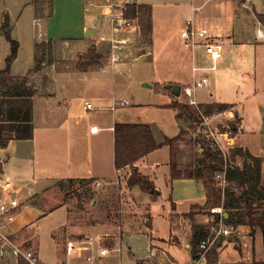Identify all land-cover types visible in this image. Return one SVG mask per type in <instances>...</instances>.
Returning a JSON list of instances; mask_svg holds the SVG:
<instances>
[{"label": "rangeland", "instance_id": "1", "mask_svg": "<svg viewBox=\"0 0 264 264\" xmlns=\"http://www.w3.org/2000/svg\"><path fill=\"white\" fill-rule=\"evenodd\" d=\"M189 5L188 0L168 3L169 9L174 10V15L178 19L181 16L188 18L186 13L181 15L179 9H188ZM161 10L163 12V8ZM76 14L77 7L72 8L69 5L59 14L57 22L63 26L68 24L72 29L76 21ZM162 16L163 13H158L156 19L158 25L163 22ZM14 20L15 18L12 19L13 23ZM174 23L169 27L170 38L166 44L156 38L151 47H148L141 36L139 42L134 44L132 48L127 49V55L117 65L109 67L105 72L102 71L101 67L106 64V56L103 54L100 59V57L96 56V52L93 51L90 56H88V53L85 56L75 54L73 58L62 61L60 66L66 69L90 68L97 70L100 68L99 73L96 75L97 79L88 82L93 92L101 94L113 93L116 98L124 99L128 102L127 105L118 107L114 113L123 119L153 122L157 126L167 128L170 134H175L177 132L175 127L177 128L178 125L174 118V109L170 106L172 96L179 102H185L186 97L183 94L180 97L174 96L170 88L164 90L162 85L159 84H163L168 76L175 75L178 78V84L185 85L191 82L192 73L190 70L191 63L189 62L190 51L182 42L179 24ZM31 28L32 26L28 28L29 31L22 30L20 36H22L23 32H26L31 37ZM26 34H23V38L27 36ZM11 36L12 38L15 36L14 31ZM256 41L259 44L255 46ZM256 41L255 39L250 40L249 46L244 51H240V53H245V59L237 55L239 52L233 55L234 61L229 67L230 73L228 74L224 73L223 67V58L227 54V48L222 42L224 47L223 58L219 62L218 70L209 74L210 82L205 87L197 89L196 98L199 102L211 99L216 102L232 104L228 110L233 112L234 117L231 116L228 123L238 127L235 132L237 147L244 140L245 130L248 133L257 132L256 136H258L259 141H256L255 145L257 149L259 147L258 150H263L264 42L259 39ZM102 42L100 48L102 52H105L106 42ZM7 45L9 47V40ZM148 50L151 53L144 56ZM130 52L131 54L128 56ZM253 53L258 57L257 64L253 58ZM27 54V46L23 45L20 50L19 60L15 64L16 71L24 72L27 70ZM175 55L183 58L180 66L172 63L173 58L176 57ZM186 56L188 61L185 58ZM167 58H169L168 62H165ZM250 63L253 66L256 64L254 71L253 67L250 69L251 75L248 74V69L246 72H244L245 69L243 71L239 69V66L249 67ZM79 83L74 84L72 87L73 91L84 90L83 87L86 86V83ZM211 90L213 95H211ZM81 94L90 98L83 91ZM42 110L44 111V109ZM236 110L243 117V123L237 116ZM88 117L90 124L94 123L97 126H99L101 120L103 121L104 117L105 119L108 118L107 115L104 117L99 115L97 110L89 111ZM217 120H221V118H217ZM181 124L182 127H188L186 134L183 131L180 133V138L184 136L187 141V145L185 144L183 148L189 153L193 148L195 156L199 154L198 157L202 160L204 156L200 154L196 145L198 137L195 135V130L198 128V122L191 123L186 119ZM157 134L160 139V133ZM166 145L170 147L169 144ZM173 145L175 150V142ZM50 150L52 152L58 151L56 141L52 144ZM157 153L160 160L168 157V150L162 149ZM7 157L9 158L8 161H6ZM58 159V157L55 160L51 158L47 162L44 156H40L41 168H43V171H49L50 174L51 172H56L51 175L64 174L65 165L63 163H54ZM16 163L17 160L12 148L0 151V177L11 175L13 179H20L29 183L32 175L29 174V171L20 173ZM242 163V157L239 156L233 161L234 165H242ZM54 167L55 170L53 169ZM163 167L165 168L164 171H167L165 164ZM128 172L129 170H122L119 176L114 179H105L98 182L83 178L73 182L64 181L63 185H61L60 181H55L48 188L41 189L38 187L34 195H31L27 188L23 189V198L29 196L28 206L30 205V207L27 214L21 216L18 224L10 228L11 237L21 242L24 247L33 249L42 264H77L76 254L68 256L66 247L70 241L80 242L83 240L85 242H83L84 244L81 243V245L88 247L81 250L80 254H82L83 262L89 256L97 260L98 249L101 245H105L113 248L118 247L121 251L112 252L107 257L99 260L100 262L137 264V261L142 260L143 264H171L172 262L175 264H198L196 259L192 258L193 254L198 253V244H194L193 237L189 234V225L196 222L193 220V215L197 211L191 210L184 213V219L180 223L178 221L180 215L170 218V215H168L170 202L167 199L169 190L166 188L163 172H159L154 183L156 189L159 190L157 192L159 194H146L147 200L136 198L130 191L127 186ZM37 174H40V172H37ZM205 176L212 197L206 207L198 209L203 216H200V221L193 225H206L207 229H209L208 234H210L215 225L217 215L212 211V208L221 207L224 197L213 172ZM147 205H150L149 211L152 217L150 229L145 225L148 214L145 210ZM170 221L172 228L170 227ZM175 221H178V224ZM78 227L86 229L85 231H78ZM177 227L179 231H181L180 228L182 229L180 235L178 232H174ZM152 233L154 237H151ZM98 238L101 239L100 244L91 245L90 242H87L89 239L96 241ZM225 238L221 236L216 239L214 246L207 254V264L252 263V260L243 261L241 259L239 253L242 251V244L237 239L234 241V257L225 256L222 250L217 249L216 245L222 243ZM151 241L157 244L154 249L155 254L152 256L149 255L152 248ZM186 242L191 243V250L186 247Z\"/></svg>", "mask_w": 264, "mask_h": 264}, {"label": "crops", "instance_id": "2", "mask_svg": "<svg viewBox=\"0 0 264 264\" xmlns=\"http://www.w3.org/2000/svg\"><path fill=\"white\" fill-rule=\"evenodd\" d=\"M127 1L128 0L0 1V69L4 66L5 59L11 50V45H9V47L7 45L8 39L5 37L3 29L5 20L9 23L10 31H12V33L13 31L15 32L13 38L19 42L18 57L11 67L12 74L14 75H26L27 71L29 72L35 67L37 56L41 57L44 55L45 58L48 59V53L43 49L37 50V44L47 43L49 41L53 44L51 58L54 62L52 64L44 62L43 68L32 73L30 76L31 81L36 88V93L32 97L34 125L33 137L30 139H14L10 141L6 148L0 149V151H2L12 148V152L17 160L16 165L18 166L20 173L23 171H29V174L32 175L29 183L24 182V180L13 179L11 175L0 177H11L22 189L23 193V189L27 188L28 192L31 195H34L37 192L38 187L45 189L50 187L55 181L69 178H94L98 182L105 179H114L119 176V173L122 170H129V177L132 167L128 166L122 170H117L115 168L114 126L118 122L149 124L153 130L156 141L161 144L165 142L167 137H174L179 135L182 131L186 134L188 127L181 126V122L186 119L184 117H177V113L179 112L178 109L173 108L174 118L178 125V129L175 127L177 131L175 134H170L167 128L157 126L150 121L123 119L114 112L118 107L127 105L128 102L124 99L116 98L113 93L101 94L96 93L95 91L93 92L90 83H88L93 79H97L96 75L99 73L100 68L97 70H92L90 68L66 69L65 67L62 68V66H60L62 65V61L73 58L75 54L85 56V54L88 53V56H90L92 50L93 52H96L97 57H100V59L103 54L107 57L108 43H105V52H102L100 44L103 42L100 37L110 35L112 32L110 29L108 14L113 10V6L122 5ZM132 1L138 5H148L151 8L152 33L150 36V43L146 44L148 47H151L156 38H159L160 41L166 44L170 38L169 27L174 21V24H179L181 29L185 18L184 16H181L178 19L177 16L174 15V10L169 9L168 3L184 2L185 0ZM188 2L190 3L188 9L183 10L180 8V14L182 15L183 13H186L188 15V18L186 19H192L196 23H201L209 27L211 33L217 35L224 43L225 48H227V54L223 58L225 74L230 73L229 67L234 61V54L239 52L237 55L240 58L245 59V53H240V51H244L249 46L250 40L255 39L256 41L259 39L264 42V26L256 15L257 13L264 14V0H188ZM69 5H71L72 8L77 7L76 21L72 29L68 24L63 26L57 22L59 14ZM162 8L163 12L161 10ZM160 12L163 13V16L161 17L163 22L161 25H158L156 19ZM14 18L15 20L13 23L12 19ZM31 26V37H29L26 32H23L22 36H20L22 30L29 31L28 28ZM87 32L90 33L88 34ZM23 34H26L27 36L23 38ZM140 37L141 34L136 33V43L140 41ZM257 44L259 43L256 41L255 46ZM23 45L27 46L28 51L27 70L24 72H18L15 69V64L19 60L20 50ZM150 53V50H148L145 52L144 56H147ZM130 54L131 52L128 56ZM253 55L255 63L257 64L256 61H258V57L254 53ZM185 58L187 59V56ZM135 59L137 58L135 57ZM168 59L169 58H167L165 62H168ZM182 60L183 58L177 55L173 58L172 63L176 66H180ZM189 62L191 63L190 58ZM256 64L253 66V64L250 63L247 68L239 66V69H242V71L245 69L244 72L248 69V74L251 75L250 69L253 67L254 71ZM177 80L178 78L175 75H171L166 78L163 84L159 85L165 87L167 83L178 84L179 82ZM84 82L86 83V86L83 87L84 90L73 91L72 87L75 83L83 84ZM82 91L90 98L82 96ZM210 92L211 95H213L212 90ZM172 95L174 94L172 93ZM84 99H90L93 102L95 108L92 110H97L99 115L103 117L107 115L108 117L107 119L104 117L103 121L101 120L97 132L91 131V126L94 123L90 124V119L88 117L89 111L83 109L82 104ZM121 100L125 101L124 105L117 104L115 109L111 108L116 101ZM174 100L175 99L172 96V101ZM214 102L216 101H212L211 99L200 101V103ZM42 109H44V111ZM236 111L237 116L243 123V117L238 110ZM173 128L174 127L172 126V129ZM157 133H160V139L158 138L159 136ZM256 133L257 132L248 133L244 130V140L238 148L243 149V151H249L255 157L263 158L262 178L264 181V149L258 150L259 147L258 149L256 148L255 143L256 141H259ZM195 135L198 137V141L196 142L198 151L204 156L202 160L198 157L199 154L198 156H195L193 148L190 153L183 148L187 143L184 136L175 141V157L178 169L182 172L187 170L193 173L195 170H202L204 167L203 164L206 155L203 152L205 151V146H202L201 142L204 141L199 135L198 128L195 130ZM55 141L58 145V151L52 152L50 148ZM193 144L195 145V143ZM162 149L168 150V157L164 160H160L157 153ZM40 156H44L47 162L51 158H54L55 160L58 157V161L54 163H63L65 165V173L61 175H51L56 172L50 171V174L49 171H43V168H41ZM238 156H236V158ZM8 160L9 158L7 157L6 161ZM170 161L171 148L168 145L163 144L161 148L151 152L135 163L134 166L154 183L159 172H163L166 188L169 190L167 199L170 202V211L168 213L170 218H172V216L180 215L178 218L180 223L184 219V213L195 210L197 212L194 213L193 220L199 222L200 216L203 215L199 213L200 211H198V209H200V207H206V205L210 203L212 197L206 176L200 175L172 179L170 176ZM164 164L165 167H167V171H164ZM53 169L55 170V167ZM37 172H40V174H37ZM193 174H195V172ZM130 191L136 198L147 200L146 194L149 193L142 192L137 187L130 189ZM151 202L152 200L150 201V204ZM29 207L30 205L19 213L17 220L9 227L8 232L11 227L18 224L22 215L27 214ZM149 207L150 205H147L145 209L148 213L146 217L147 222L145 224L148 229H150L152 220ZM226 217H228V214ZM170 218L168 217L169 220ZM178 221H175V223L178 224ZM193 224L189 225L190 235H193ZM204 226L206 227V225ZM170 227L172 228L171 221ZM85 229L86 228H77L78 231H85ZM180 230L182 231L181 228ZM237 230L238 236L233 235L226 237L222 243L216 245L217 249L222 250V252L225 253V256L230 258L234 257V241L237 239L238 241H241L242 244V251L239 254L243 261L262 260L264 256L262 233L257 231L252 237L249 233L250 228L246 225L237 226ZM181 231H179L178 227L174 230V232H178L179 235ZM151 235V237H154L153 233ZM250 238L252 239L250 240ZM156 245L157 244L153 241L152 248H155ZM186 247L191 250V243L186 242ZM196 256L197 254H193L192 258L195 260ZM76 261L77 264L84 263L83 258L78 257ZM0 264H18V260L15 256L9 253L7 257L0 259Z\"/></svg>", "mask_w": 264, "mask_h": 264}, {"label": "trees", "instance_id": "3", "mask_svg": "<svg viewBox=\"0 0 264 264\" xmlns=\"http://www.w3.org/2000/svg\"><path fill=\"white\" fill-rule=\"evenodd\" d=\"M257 18L264 26V14L257 13ZM125 16L129 18H137L140 25V34L144 42L150 43L152 33V16L151 8L144 4H129ZM5 37L9 40L11 50L5 59L4 66L0 69V148H6L10 141L14 139H30L33 137V109L32 97L36 93L35 85L32 83L30 76L32 73L43 68V63L52 64L51 58L53 44L51 41L47 43L37 44V50L45 49L48 53V59L44 55L37 56L36 64L26 75L12 74L11 67L16 60L19 51V42L12 38L9 23L5 20L3 25ZM93 51V50H92ZM46 53V54H47ZM45 54V53H43ZM97 56V55H96ZM164 90H168L162 86ZM170 106L178 109L177 117H184L189 122H199L198 113L195 107L186 103L174 100ZM232 104L224 102L200 103L199 108L206 115H214L229 109ZM115 133V168L117 170L132 167V171L127 178V186L129 189L139 188L142 192L152 195H158L156 186L153 181L143 175L137 167L134 166L139 160L150 154L151 152L161 148L163 144H169L171 147L170 176L193 177L207 175L215 172L222 163L219 153L209 147L206 141L201 142L205 146L203 152L206 157L203 169L194 171H184L178 169L175 157L174 142L180 138V134L171 138H166L163 144L158 143L155 139L151 126L147 123H125L118 122L114 126ZM242 157V165H234L233 163L227 170V186L224 192V200L222 207L226 210L228 217L226 222L234 227L246 225L250 228V235L253 237L257 231L263 236L264 247V181L262 178V162L260 157L253 156L249 151L236 147L232 151V161L236 156ZM247 158V164L244 165V159ZM77 179L69 178L61 180L73 182ZM91 178L90 181H94ZM209 232L204 225H193V241L194 244L200 243ZM18 264H26L22 259H18ZM137 264H143L142 260ZM251 264H264V256L262 260H253Z\"/></svg>", "mask_w": 264, "mask_h": 264}, {"label": "built area", "instance_id": "4", "mask_svg": "<svg viewBox=\"0 0 264 264\" xmlns=\"http://www.w3.org/2000/svg\"><path fill=\"white\" fill-rule=\"evenodd\" d=\"M129 4H133V1L128 0L122 5L113 6V10L108 14L112 32L110 35L100 37L101 41L108 43L106 64L101 67L104 72L109 67L117 65L127 55V49L136 44V33H140V25L137 18L125 16ZM258 34L260 35L259 32ZM180 36L184 46L190 51L192 73L191 82L181 85V94L186 97L183 103L196 108L199 117V135L211 149L219 153L222 159V163L214 172V178L221 187L224 197L225 188L228 184L227 170L233 163L232 151L237 147L235 132L238 127L228 123L229 118L234 117L232 111L227 109L214 115H206L199 108L200 102L196 98L197 89L205 87L210 82L209 74L218 70L219 62L223 58V43L217 35L211 33L209 27L186 18L183 21ZM117 104L124 105L125 101H116L111 108L115 109ZM82 106L85 111L95 108L90 99H84ZM217 118H221V120H217ZM98 128L97 125L93 124L91 131L97 132ZM23 196L22 189L11 177L0 178V259L11 253L17 260L22 258L26 264H42L33 249L24 247L13 239L8 232L9 227L17 220L19 213L28 207L29 196L27 198H23ZM212 211L217 214L215 225L212 232L202 239L198 245L196 256L198 264H207V254L214 246L216 239L221 236H238L237 227L226 222L227 212L222 206L212 208ZM83 242L85 241H70L66 247L68 256L76 254L77 258H82L81 250L88 248L81 245V243L84 244ZM87 242H90L91 245L100 244L101 239L98 238L96 241L89 239ZM154 249L151 248L150 256L155 254ZM120 251L121 249L118 247L101 245L97 251V260L89 256L83 264H110L99 260L107 257L112 252ZM171 264L175 263L172 262Z\"/></svg>", "mask_w": 264, "mask_h": 264}, {"label": "water", "instance_id": "5", "mask_svg": "<svg viewBox=\"0 0 264 264\" xmlns=\"http://www.w3.org/2000/svg\"><path fill=\"white\" fill-rule=\"evenodd\" d=\"M87 33L89 34L90 32H87ZM165 87H166V88H170L171 91H172V93H173L175 96L179 97V96L181 95V85H180V84H171V83H167V84L165 85ZM245 164H247V158L244 159V165H245ZM156 192H159V190L156 189Z\"/></svg>", "mask_w": 264, "mask_h": 264}]
</instances>
